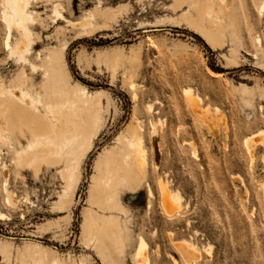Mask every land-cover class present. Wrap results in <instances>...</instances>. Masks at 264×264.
<instances>
[{
	"label": "rangeland",
	"instance_id": "rangeland-1",
	"mask_svg": "<svg viewBox=\"0 0 264 264\" xmlns=\"http://www.w3.org/2000/svg\"><path fill=\"white\" fill-rule=\"evenodd\" d=\"M223 2L236 30L228 32L216 49L186 25L167 22L168 17L177 22L183 13L171 10L172 0H30L36 20L29 25L33 36L23 59L14 52L18 31H12L11 48H6L0 15L3 85L24 71L38 87L43 81L42 58L55 47L64 48L71 82L98 91L104 110V125L83 165L82 181L64 209L56 205L66 187L61 174L64 163L43 166L37 176L16 166L7 179L15 205L7 203L2 167L11 165L12 154L2 149L0 205L11 219L0 220V242L15 249L39 244L45 264L53 259L63 264H136L141 237L152 264H173V258L179 264H264V145H257L251 158L244 144L247 136L264 130V71L256 64L264 62V0ZM97 9L120 15L107 28L93 29L102 22L97 15L89 17ZM257 37L262 40L260 50ZM135 52H140L139 63L130 65L123 59L113 70L110 60L115 55L125 58ZM131 81L137 84L135 90ZM241 86L251 94L243 93ZM190 87L201 95L202 106H209L211 123L190 108L185 93ZM149 101L154 103V114L146 111ZM134 113L143 121L147 181L156 197L149 206L145 185L118 193V203L126 210L120 217L126 221L129 240L122 257L114 261L82 241V225L90 208V180L96 175L98 156L115 146ZM156 117L160 121L152 136L148 122ZM159 178H172V186L184 196L175 217L160 206ZM182 239L200 247L213 243L211 256L201 253L195 262H185L175 248ZM15 262L0 256V264Z\"/></svg>",
	"mask_w": 264,
	"mask_h": 264
},
{
	"label": "bare ground",
	"instance_id": "bare-ground-1",
	"mask_svg": "<svg viewBox=\"0 0 264 264\" xmlns=\"http://www.w3.org/2000/svg\"><path fill=\"white\" fill-rule=\"evenodd\" d=\"M29 1L0 0L6 48L9 50L11 48L12 31H18L20 36L14 44V52L20 59H23L33 36L29 25L36 20V14L29 9ZM218 1L172 0L171 10L183 11V13L177 22L172 17L165 19L168 23L186 25L210 47L216 49L224 42L228 32L236 30V25L226 11L227 7L223 5L224 0ZM57 9L59 11V7ZM261 11H264V2ZM96 12L89 17L94 18L97 15L102 22L93 29L107 28L110 22L116 20L117 14L120 15L119 11L111 9H97ZM161 20L165 22L164 19ZM160 23L162 24V21ZM255 42L260 50L262 48L260 37H257ZM121 55L117 54L110 60L114 71L123 59L130 65L140 61V52L125 58ZM235 57L233 54V59ZM41 63L44 73L43 81L38 87L32 84L24 71L20 70L8 86L0 82V154L3 148L12 154L11 165L2 167V174L5 176L3 184L6 201L13 205L12 195L7 189V179L10 171L16 166L30 169L37 176L43 166L64 163L61 174L66 187L59 195V202L56 204L59 209H64L65 204L73 202L77 184L82 181L83 165L104 125V110L100 102L101 94L97 93L98 91L89 92L83 86L71 82L64 48L55 47L49 50ZM256 64L264 71V62ZM130 85L133 90L137 87L133 81ZM241 90L245 94H251L246 86H241ZM185 93L194 114L199 119L211 123V111L209 106L206 108L202 106L201 95L194 92L191 87L186 89ZM262 98L264 99V90H262ZM133 99L135 101L138 99V94L135 92ZM145 108L151 114L156 111L152 101H149ZM218 111L215 114L219 120L221 117ZM159 121L160 118L156 117L148 122L152 136H155ZM142 123V119L134 113L127 129L116 138L115 146L104 149L99 154L95 166L96 175L90 180L88 194L90 208L84 213L82 241L88 247H93L100 256H107L114 261L122 257L129 240L126 221L120 217L121 214L126 215V210L118 203V193L134 192L145 185L149 206L156 197L151 184L147 181L149 167L144 148ZM244 144L250 157L253 158L256 146L264 145V130L260 128L247 136ZM173 181L172 178H159L156 184L160 206L171 218L181 211L182 203L185 201L181 190L172 186ZM10 217L11 214L2 211L0 205V220H10ZM197 233L196 231L195 234ZM147 245L145 239L141 237L135 255L136 264H152L147 253ZM213 246L214 244L208 241L200 247L191 239H182L181 242L175 243V248L187 263L195 262L200 258L201 253L210 257ZM0 256L5 262L14 259L17 264H45L44 250L39 244H26L23 248L15 249L8 242H0ZM51 262L63 264L57 259ZM172 262L179 264L176 258H173Z\"/></svg>",
	"mask_w": 264,
	"mask_h": 264
}]
</instances>
